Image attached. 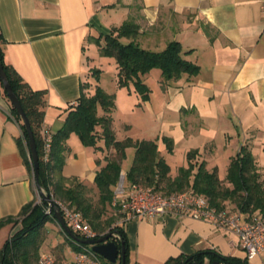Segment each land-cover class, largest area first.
I'll use <instances>...</instances> for the list:
<instances>
[{"label":"crops","instance_id":"obj_1","mask_svg":"<svg viewBox=\"0 0 264 264\" xmlns=\"http://www.w3.org/2000/svg\"><path fill=\"white\" fill-rule=\"evenodd\" d=\"M127 19L138 25L135 41L142 48L161 51L168 42L178 41L183 57L198 65L199 72L164 85L160 72L150 70L143 81L155 77V93L151 89L148 99L139 103L130 87L116 85L115 77L113 91L101 86L114 95L111 130L117 140H153L160 153L165 149L162 137H168L173 151L181 148L186 157L197 150L206 168L217 173L208 160L218 149L230 150L227 167L241 145L251 152L256 144L262 148L264 21L258 0H0L4 62L31 89L45 91L43 127L56 133L76 105L81 87L92 92L86 49ZM9 111L0 88V220L16 218L34 197L35 180L17 144L21 130ZM129 115L140 118V132H147L148 138L128 134L133 126ZM97 145L103 146L102 141ZM107 157H115L112 147H85L71 134L61 175L78 178L96 191L95 172ZM115 222L122 224L131 263L163 264L208 249L246 257L233 232L208 221L167 214ZM6 228L11 230L12 224L4 223L0 232ZM248 261L264 264V252Z\"/></svg>","mask_w":264,"mask_h":264},{"label":"trees","instance_id":"obj_2","mask_svg":"<svg viewBox=\"0 0 264 264\" xmlns=\"http://www.w3.org/2000/svg\"><path fill=\"white\" fill-rule=\"evenodd\" d=\"M138 32V25L127 19L118 27L111 28L108 34H100L93 40L99 46L101 55L114 59L115 82L118 87L132 86L135 93L144 101L148 99L150 90L143 81V75L151 69H159L161 83L164 85L176 81L183 75L191 77L199 72L198 65L183 57V50L178 41L168 42L161 51H151L142 48L135 41ZM122 38H125L127 42L123 43ZM101 39L103 43H100ZM0 63L7 82L29 123L37 154L38 187H36L42 196L39 202H36V198L33 197L31 201L23 205L16 218L0 220V227L6 222L12 224V229L19 225L0 247V264H37L42 243L41 230L47 221L56 222L52 213H46L48 203L43 194L60 198L69 208L80 213L90 228L96 232L94 238L111 232L109 240L113 241L118 248L123 243L124 264H136L130 262L122 224L115 222L120 215L117 212V206L112 205L121 172L120 161L125 157V150L128 147H133L134 152L131 164L125 172V184L151 186L164 194L190 189L204 195L209 203L218 209L237 210L246 219H250L253 215L264 218V176L257 168L256 160L247 145H241L236 154L230 157L223 179L224 183L219 178L216 168H206L205 161L199 158L200 154L197 150L188 151L186 166L180 167L177 175L170 177L169 166L163 156L159 155L155 141L115 138L111 130L114 95L106 92L98 85V82H95L92 92L85 93L81 87L76 105L68 111L63 126L51 137L48 159L45 160L44 143L40 135L46 106L45 91L31 89L13 67L4 62L1 36ZM92 71L96 77L99 70ZM0 88L8 100L1 81ZM9 115L20 127L21 137L17 140V144L25 163L33 174L27 133L20 116L11 105ZM72 133L77 135L80 143L85 147H94L101 151L112 147L114 150L115 157L105 158V163L95 172L93 184L96 188V199L91 195L93 188L88 187L82 180L75 177L65 178L61 175V169L65 163L66 140ZM162 140L167 152H172V139L162 137ZM99 141H102L103 146L97 145ZM262 150L264 152V144ZM34 183L36 185V182ZM229 203H233L236 209H228ZM109 211L112 214L108 215ZM256 212L257 214H254ZM70 231L82 237L71 229ZM60 232L74 252L80 250L81 246L90 248L89 245L72 241L61 228ZM58 250L61 251L62 247L58 246ZM99 257L103 262L112 264L102 256L99 255ZM212 262L250 264L246 257L223 255L213 249L199 251L189 256L171 257L163 264H211ZM114 264H120L119 258Z\"/></svg>","mask_w":264,"mask_h":264},{"label":"built area","instance_id":"obj_3","mask_svg":"<svg viewBox=\"0 0 264 264\" xmlns=\"http://www.w3.org/2000/svg\"><path fill=\"white\" fill-rule=\"evenodd\" d=\"M264 21V0H258ZM40 135L43 140L44 159H48L51 144V132L41 126ZM125 174L120 173L114 191L113 206H117L122 223L127 224L138 218L156 219L167 214L188 216L197 220L208 221L219 228L233 232L238 238V245L244 251L248 260L264 252V218L253 215L246 219L237 210L218 209L212 206L208 199L190 189L181 192L164 194L151 186L140 184H125ZM52 201L58 207L65 223L73 232L83 239H92L96 232L90 228L80 213L73 211L66 202L51 195ZM78 244V243H77ZM37 264H107L99 255L88 247H80L70 260L59 261L50 251L42 252Z\"/></svg>","mask_w":264,"mask_h":264},{"label":"rangeland","instance_id":"obj_4","mask_svg":"<svg viewBox=\"0 0 264 264\" xmlns=\"http://www.w3.org/2000/svg\"><path fill=\"white\" fill-rule=\"evenodd\" d=\"M121 41L123 43H126L127 40L125 38H122ZM86 54L89 57V61H90V67L92 68V70L94 69H98L99 72L96 74V77L92 71L91 73V78H90V91H92V89L94 88V83L98 82V85L105 87V89L107 91H113V79H114V72H115V68L113 67L114 65V59L112 57H107V56H103L100 54L99 52V46L97 44H95L94 42L89 46L88 49H86ZM90 71V70H89ZM152 72H160L159 69L157 68H153L151 69L150 73ZM151 79V78H150ZM97 80V81H96ZM150 82L147 81L146 85L148 86L149 90L152 89V92L155 93V89L153 90L154 87V81H155V77L154 80L153 78L151 80H149ZM151 87V88H150ZM121 88H125L126 90H128L127 87H121ZM124 90V89H123ZM131 92H133V96L135 98H137L138 103L141 102V99L139 97V95L137 93H135V91L133 90L132 86L130 87ZM150 93V92H149ZM152 93V94H154ZM139 110L137 112H135L134 115L139 114ZM134 115H129V117L132 119L133 123H132V128H130V131H128V134H133L135 135V137L142 139L144 137L148 138L149 134L147 132H143L141 133L140 131H142V126L138 125V121H140V118L138 117V119H136V117L134 118ZM123 117V115H121ZM136 119V120H134ZM74 134V133H72ZM74 136L77 137L76 134H74ZM133 147H129L126 150V156L122 162V168L123 169H128L132 158H133ZM159 153V152H158ZM162 153V154H161ZM230 153L229 149L226 150H220L218 149L214 156H211V158L208 160L209 164L212 166H217L218 168V176L219 178H221L222 182L224 183V176H225V169H226V162H227V156ZM252 154L256 160V164H257V168L259 169V171L261 172V174L264 176L263 174V170H264V152L262 150L261 147H259L258 144L255 145L254 149L252 150ZM159 155H163V158L165 159L166 163L169 166V174L170 176L174 177L177 175L178 170L180 167L186 166V157H185V152L183 150H181V148H177L175 151L172 150V152H167L166 148L159 153ZM209 169L211 168L210 166L208 167ZM96 191L93 190L91 192L92 198L96 199ZM34 197L36 198V202L40 201V198L42 197L39 194V191L34 183ZM55 197V196H54ZM58 200H61L58 197H55ZM63 201V200H61ZM228 209H236L235 205L233 203H229L228 205ZM111 211V210H110ZM109 211L108 215L112 214ZM254 214H257L254 213ZM19 227V225H17L15 228H11V230L9 228H6L4 230H2L0 232V247L2 246V244L4 243V241L8 238V236L13 233L15 230H17ZM102 234V233H101ZM41 235H42V243L40 245V249H39V255L44 252V251H50L57 260L59 261H65V260H70L74 257V251L69 247V245L66 243V240L64 238V235L62 234V232H60V227L58 226V224L54 221H47L44 226L43 229L41 230ZM58 246L62 247V250H58Z\"/></svg>","mask_w":264,"mask_h":264},{"label":"water","instance_id":"obj_5","mask_svg":"<svg viewBox=\"0 0 264 264\" xmlns=\"http://www.w3.org/2000/svg\"><path fill=\"white\" fill-rule=\"evenodd\" d=\"M0 81L2 84V88L4 89V91L8 97L10 105L16 110V112L20 116L22 123L24 125V128L26 130L27 137H28V148H29L30 155L32 158L34 180L36 182V186L38 187V184H37V175H38V173H37V166H38L37 154L35 151V144H34V140L32 137V133H31L27 118L25 117V114L21 108V105L19 104L18 99L13 94V92H12L8 82H7L5 72L3 71L1 63H0ZM43 197L45 200H47V203H48V210L46 213H52L56 223L59 225L61 230L65 233V235L68 236L72 241H74L78 244L89 245L93 252L102 256L109 263L114 264L117 262V260L119 258L120 264H124L125 251H124L123 243H121L120 247L118 248L117 245L113 241L109 240V238L112 235L111 232L103 234L97 238H92V239H83V238L76 236L68 228V226L65 223L58 207L52 201L51 196L43 194ZM211 264H218V263L212 262Z\"/></svg>","mask_w":264,"mask_h":264}]
</instances>
